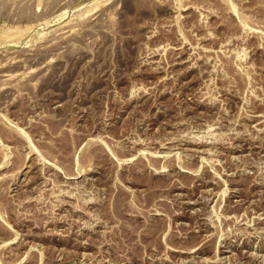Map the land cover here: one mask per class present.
<instances>
[{"label": "rangeland", "instance_id": "rangeland-1", "mask_svg": "<svg viewBox=\"0 0 264 264\" xmlns=\"http://www.w3.org/2000/svg\"><path fill=\"white\" fill-rule=\"evenodd\" d=\"M0 264H264V0H0Z\"/></svg>", "mask_w": 264, "mask_h": 264}, {"label": "bare ground", "instance_id": "bare-ground-1", "mask_svg": "<svg viewBox=\"0 0 264 264\" xmlns=\"http://www.w3.org/2000/svg\"><path fill=\"white\" fill-rule=\"evenodd\" d=\"M1 68V67H0Z\"/></svg>", "mask_w": 264, "mask_h": 264}]
</instances>
